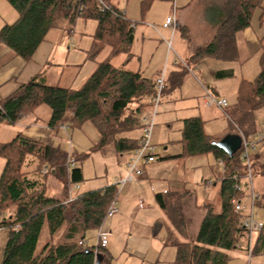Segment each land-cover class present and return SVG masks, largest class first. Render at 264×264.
Returning <instances> with one entry per match:
<instances>
[{"label":"trees","instance_id":"16d2710c","mask_svg":"<svg viewBox=\"0 0 264 264\" xmlns=\"http://www.w3.org/2000/svg\"><path fill=\"white\" fill-rule=\"evenodd\" d=\"M7 1L16 9L19 18L0 29V43L27 60L34 56L51 28L66 26L69 31L78 17L95 19L98 25L88 56L96 62V67L78 88L49 86L37 78L23 83L14 93L0 100V125L4 122L15 125L38 106L46 104L52 110L49 123L52 128L61 123L77 127L91 121L102 137L87 152L79 154H68L21 132L11 141L0 143V157L4 160L0 175V229L8 230L1 264H98V254L103 258L110 256L101 242L97 247L88 245L87 232L100 230L107 220L108 210L118 198V186L113 184L73 199L55 198L47 195L44 178L54 174L64 181L67 189L70 184L84 181L81 161L94 152L110 144L120 154H129L137 149L141 136L134 138L126 132L140 127L137 111L146 112L144 108L152 107L155 81L139 71L112 63L113 57L125 53L130 55L134 41V22L114 0H104L112 5L113 11L104 9L99 0ZM153 1L142 0L143 10H147ZM262 2L214 0L208 4L207 17L216 31L208 43L196 49L192 60L209 57L236 60L237 35L251 25L254 12L262 7ZM107 47L110 48L109 56L98 61V55ZM260 49V71L254 80L241 79L236 102L228 113L238 127L237 132L242 131L246 137L256 134L261 128L256 113L264 109V37ZM232 74L230 70H224L217 76L229 77ZM132 103H137V109L125 115ZM181 141L184 144L181 155L213 153L223 163V178L219 182L222 205L219 211L209 203L202 206L205 215L193 242H180L169 231L168 242L177 248L176 263L229 264L234 254L243 250L241 244L247 234L242 215L234 210L231 203L233 196H241L232 179L244 172L241 153L238 151L229 156L218 147L216 141L205 133L204 122L199 116L184 120ZM28 156H34V178L24 170ZM70 160H74L75 165L70 166ZM256 162L253 161L254 169ZM262 197L260 195L256 203ZM158 198L176 230L184 232L186 222L178 201L181 197L172 203L161 195ZM61 231L63 238L58 240ZM253 253L264 254V227L256 236ZM110 261L99 264H111Z\"/></svg>","mask_w":264,"mask_h":264},{"label":"crops","instance_id":"0c3cea01","mask_svg":"<svg viewBox=\"0 0 264 264\" xmlns=\"http://www.w3.org/2000/svg\"><path fill=\"white\" fill-rule=\"evenodd\" d=\"M263 13L264 7L262 6L260 20H262ZM18 18L19 14L16 9L7 0H0V29L6 24L14 23ZM97 25L98 22L95 19L85 20L78 17L69 31L66 30V26L64 28H51L34 56L29 60L18 55L6 44L0 43V100L14 93L20 85L32 78H37L40 82L49 86L80 87L96 67V62L89 58L88 51L92 47ZM133 27L135 30L137 26L134 25ZM249 27L243 30L245 39L247 42L253 43L252 49L259 50L261 53L260 47L263 37L254 36L250 33ZM142 37L143 39L146 38L144 34ZM151 46L150 43L147 45L146 53L142 48L140 52H131L130 55L121 54L113 57L111 61L115 65L139 71L154 81L159 76L160 71L167 72L164 89L170 94L167 99L169 98V101L183 114L175 119L176 121L172 120L166 124L167 133H162V135L164 134L163 139L160 136V127L156 135L154 134L153 141L155 143L162 140L161 142L166 144L164 152L158 154L156 161L142 164L143 173L124 184L120 181L126 174V166L125 162H120V157L127 155L128 159L131 153L120 154L116 149L110 147L111 145L94 152L81 161L84 177V181L81 183L70 184L66 189L64 181L56 175L49 174L44 178L47 195L55 198H76L78 195L101 190L113 184L118 186V198L115 201L118 211L108 217L107 220L110 218L111 220L105 225L106 220L100 229L107 230L109 234L113 233L114 229V231H117V233H114L118 239L121 236H127L124 240L126 246L120 255L126 251L128 257L121 264H177V248L172 242H168L169 231L171 230L174 238L180 242L195 241L205 215L202 206L206 203L212 205L206 197L211 193L214 185L219 186L220 190V183L217 179L223 174V163L213 153L181 155L184 151V144L181 139L185 119L199 116L204 122L205 131L207 121L222 118L221 111L224 112L225 108L216 104H208L207 92H210L217 99L227 97L203 84L195 85L192 93H182L184 77L177 73L178 68L172 67L169 72L165 67L163 70L150 68L154 58L151 51L153 46ZM109 53L110 48H104L98 55L97 60H104L109 56ZM175 63L179 65L178 62ZM219 71L221 70L214 73V77L217 79L219 78L217 76ZM180 76L181 81L179 80ZM241 79L246 78H240L237 82V92ZM179 90L180 93H178ZM130 107L131 110H136L138 105L132 103ZM212 107H216V110L213 111ZM148 109L144 108V110ZM144 112L137 111V117L140 119ZM51 116V108L46 104H42L24 116L17 124L12 125L4 122L1 125L10 128L8 129V137L15 135V138L21 132L29 138L60 148L68 154L87 152L100 142L101 133L91 121H86L77 127L61 123L58 127L52 128L49 124ZM263 122L261 121L260 124ZM15 126L18 129L15 130ZM173 131L179 132V136L169 137ZM219 132H222L221 137L229 133H239V131L227 129ZM205 133L208 134L206 131ZM126 135L139 138L141 136L140 127L128 131V133L126 132ZM208 135L213 138L211 134ZM2 141L0 143H5ZM209 155H213L215 164L222 165L219 174H216L214 162L209 158ZM158 195H161L168 203L177 201L178 196L181 197L178 201L181 204L180 213L186 222L184 232L176 230L167 209L161 206ZM133 210L141 211L145 216L143 218H146L137 223V227L135 226L134 229L133 225L124 224V220L127 216L130 217L129 214L132 215L131 211ZM148 210L151 212H148ZM115 216L116 218H114ZM193 218H195V222L192 224L194 230L191 232V219ZM5 236L3 233L0 238L2 237L5 241ZM106 250L110 257L105 256L102 258L103 263L108 262L110 259L111 264H117L121 256L115 254L110 241L106 245Z\"/></svg>","mask_w":264,"mask_h":264},{"label":"rangeland","instance_id":"374dc122","mask_svg":"<svg viewBox=\"0 0 264 264\" xmlns=\"http://www.w3.org/2000/svg\"><path fill=\"white\" fill-rule=\"evenodd\" d=\"M212 1L214 0H154L147 10H143L142 0H114L118 8L122 12H125L127 17L137 26L134 30L135 39L132 44L131 52H140L142 48H144V53H146L147 45L150 43L153 46L151 51L153 52L154 57L150 68H160V70H163L165 67L168 69V72L172 69V67L178 68L179 70L177 73L184 77V89L181 91L182 93H192V89L195 85L203 84L227 97L226 99L228 100L229 106L224 107V112L221 111L223 114L222 118L214 120L211 119L205 123V131L208 134H211L214 141L217 142L223 138L221 137L222 132H219L220 130H238L237 125L232 121L228 114L237 99L236 84L239 82L240 78H246L249 80H254L256 78L260 70L259 62L261 53L259 50L255 51L252 49L253 43L249 41L247 42L244 31H241L237 38L239 55L236 60H215L210 57L198 62L192 60L191 56L194 54L196 49L208 43L216 31V29L209 22L207 17L208 15L206 13L207 6L209 7L208 4H211ZM262 6L264 7V0L262 2ZM174 13L176 15V22L170 27H164L163 24L166 18ZM261 14L262 7H258L254 12L252 22L249 27L250 33L254 36H259V38L264 37V13L262 20H260ZM143 34L144 37H146L145 39L142 37ZM175 62H178L179 65ZM217 70H230L233 74L229 77H219L220 79H217L214 77V73ZM163 72L165 74V79H167V72L165 73V71H160L159 75ZM178 93H180V90ZM167 97H170V94L165 90L163 91L160 102L157 105L156 123L152 135L153 144H157L155 146L157 154L156 160L158 159V154L164 152L166 144H163L161 142L162 140L155 143L153 141L154 134L156 135V132L160 127V136H164L162 133H167L166 124L177 119L183 114L180 110H177V107H175L169 101V98L167 99ZM131 105L132 104H130L125 111V115L131 112ZM150 108L148 110H150ZM212 109L215 111L216 107H212ZM256 115L258 121L257 123L264 121V109L258 110ZM7 127L8 126L1 125L0 141L5 140L2 142L11 141L15 136L8 137V129L10 128ZM14 128L15 130L18 129L16 126ZM136 132L138 131L136 130ZM256 134H251L248 138H254ZM175 136H179V132L173 131L169 135V137ZM110 145V147L116 149L113 144ZM209 158L214 162V170L216 171V174H219L222 170V165L219 163L215 164L213 155H209ZM251 158L253 161H257L256 168H253L254 187L256 192L263 196L262 200L255 204V213L258 219L264 221V141L257 148V150L252 151ZM126 159L127 155L120 157V162H125V166ZM26 163L27 165L24 166V170L29 171L30 177L34 178V156H28ZM3 167L4 160L0 157V175ZM222 178L223 176L221 175L217 181L220 182ZM59 179L62 180L61 178ZM238 197H240V195ZM206 199L212 203L215 211H219L222 205V196L220 194L219 186L214 185L211 189V193L206 197ZM131 212L132 215L129 214L130 217L127 216L124 220V224H130V226L133 225L134 229L137 223L146 218H143L145 216L141 211L133 210ZM148 212L151 211L148 210ZM114 218H116V216ZM110 220L111 218L105 222V225ZM191 221L190 231L192 232V230H194V228H192V224L195 222V218L191 219ZM114 232L117 233V231H114L113 229V233L108 236V241H110V245H113V251L115 254L121 256L120 260L117 262V264H121V262H124L125 258L128 257L126 256V251L120 255L126 246L124 240L127 236H121V238L119 237L118 239ZM3 233L6 235V239L4 241L2 237L0 238V263L3 258V249L8 238V230L2 229L0 231V235H3ZM98 233L99 230H91L87 232V243L89 246L97 247L99 241ZM58 237V240H62V231L59 233ZM229 264H264V254L253 253V256L249 260L246 251L238 250Z\"/></svg>","mask_w":264,"mask_h":264},{"label":"built area","instance_id":"2783aa9c","mask_svg":"<svg viewBox=\"0 0 264 264\" xmlns=\"http://www.w3.org/2000/svg\"><path fill=\"white\" fill-rule=\"evenodd\" d=\"M103 5L104 9L113 11L112 5H108L104 0H99ZM125 14V12H123ZM176 22V15H169L163 26L170 27ZM135 23H132L134 26ZM165 74L164 72L159 75L155 80V94L151 97L152 107L150 110L144 112L139 119L141 129V142L140 146L135 149L128 157L126 161V174L120 181L122 184L134 180L137 176L143 173L141 168L142 164H148L156 161V147L152 142V135L155 126V119L157 114V105L160 102L161 95L165 89ZM208 104H216L221 107L228 105L226 98L217 99L210 92H207ZM154 107V108H153ZM242 136V145L240 148L241 159L244 162L245 169L241 175H235L232 177L234 181V187L236 191L241 193V196H233L231 203L234 210L242 215V223L247 231L244 243L241 244V248L246 251L248 259L253 256L255 238L257 234L263 229L264 222L256 217L255 204L260 198L255 190L253 183V165H252V151L257 150L259 145L264 141V122L261 124V128L257 132L254 138H248L239 132ZM70 165H74V161L70 160ZM78 187V185H76ZM73 199V198H70ZM118 211L115 201L108 210V217H111ZM109 232L104 229L99 230V242L102 246L108 244Z\"/></svg>","mask_w":264,"mask_h":264},{"label":"water","instance_id":"95a60500","mask_svg":"<svg viewBox=\"0 0 264 264\" xmlns=\"http://www.w3.org/2000/svg\"><path fill=\"white\" fill-rule=\"evenodd\" d=\"M218 147L226 151L229 156L236 154L242 145V136L240 133H229L225 135L221 140L217 141ZM97 263H101L103 256L101 254L97 255Z\"/></svg>","mask_w":264,"mask_h":264}]
</instances>
